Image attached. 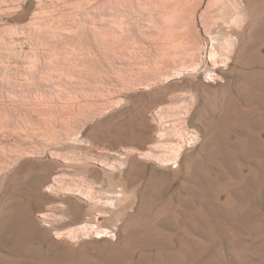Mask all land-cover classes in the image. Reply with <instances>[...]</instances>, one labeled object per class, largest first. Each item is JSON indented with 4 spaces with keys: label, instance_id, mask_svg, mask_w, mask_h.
<instances>
[{
    "label": "rangeland",
    "instance_id": "374dc122",
    "mask_svg": "<svg viewBox=\"0 0 264 264\" xmlns=\"http://www.w3.org/2000/svg\"><path fill=\"white\" fill-rule=\"evenodd\" d=\"M0 264H264V0H0Z\"/></svg>",
    "mask_w": 264,
    "mask_h": 264
},
{
    "label": "bare ground",
    "instance_id": "6f19581e",
    "mask_svg": "<svg viewBox=\"0 0 264 264\" xmlns=\"http://www.w3.org/2000/svg\"><path fill=\"white\" fill-rule=\"evenodd\" d=\"M216 43V42H215ZM215 58V57H214ZM217 58V57H216ZM218 60V59H217ZM215 62V61H214ZM220 62V61H219ZM218 62V63H219ZM213 63V62H212ZM215 64H216V62H215ZM215 64H212V65H215ZM222 64V63H221ZM218 68H220V67H214L213 69H212V71H213V73H214V71H217L218 70ZM215 74V73H214ZM211 76V75H210ZM213 80V79H212ZM209 82V81H208ZM220 122H221V120H220ZM226 124L225 123H223V127H222V130H225L226 129ZM115 135V134H114ZM118 135V134H117ZM116 135V136H117ZM118 139V138H117ZM98 236H104V235H98Z\"/></svg>",
    "mask_w": 264,
    "mask_h": 264
}]
</instances>
